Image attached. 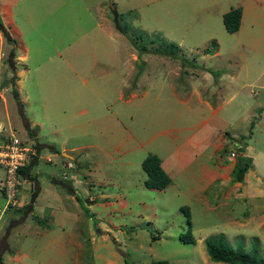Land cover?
Segmentation results:
<instances>
[{
    "label": "rangeland",
    "instance_id": "obj_1",
    "mask_svg": "<svg viewBox=\"0 0 264 264\" xmlns=\"http://www.w3.org/2000/svg\"><path fill=\"white\" fill-rule=\"evenodd\" d=\"M97 1L0 0L13 39L0 31V128L33 141L22 124H38L41 202L0 211V264H225L206 254L211 234L264 260V0ZM237 6L228 33L221 16ZM161 41L178 57L155 54ZM239 145L251 167L237 182ZM153 154L162 190L143 185ZM180 206L194 243L179 239Z\"/></svg>",
    "mask_w": 264,
    "mask_h": 264
},
{
    "label": "trees",
    "instance_id": "obj_2",
    "mask_svg": "<svg viewBox=\"0 0 264 264\" xmlns=\"http://www.w3.org/2000/svg\"><path fill=\"white\" fill-rule=\"evenodd\" d=\"M241 18V8L240 7H233L230 8L228 11L222 14L221 21L224 29L228 33L235 32L240 23ZM127 27L124 26L122 30H120L121 33L126 35V38L131 42L134 43L133 38L131 35L126 34ZM0 31L7 43H11L13 39L9 36L8 32L4 28L1 19H0ZM161 46L163 48H155L152 51L155 54H164L170 57H178L176 53L177 45L172 42H164L161 41ZM144 45L139 47L138 50L141 52L144 50ZM12 58V52L8 54V62L10 63ZM12 93L15 95V91H12ZM16 102H18L17 97H14ZM23 128L26 131V135H28L30 138L34 139V134L32 132V129L29 128L28 122H23ZM35 140V139H34ZM35 148L39 152L40 145L38 143H35ZM223 152H226V148L223 147ZM238 154H235L234 157V163L231 169L232 175L234 177V180L237 182H240L245 174V172L251 167V158L249 156L240 155L241 152L244 150V145H239L237 147ZM230 153V151H229ZM37 162V159H33L31 162H29L24 167L20 168L18 170V173L21 175V177H24L25 179L29 181L34 180V176L30 175V169L33 165H35ZM140 168L145 174V178L143 180V185L146 188L151 189H157L162 190L164 189L169 183H170V177L166 174V172L161 168L160 166V159L156 155H147L145 156L141 162H140ZM66 182V181H65ZM68 188L71 190V185L69 182ZM66 185V184H64ZM37 188L34 189V191H31L29 203L24 204L22 206V209H31V204L33 203L36 195H37ZM18 197V194H17ZM21 207L18 208V210H22ZM27 209V210H28ZM180 210L183 212L186 220V230L179 235V239L184 243H194V239L191 234L190 229V214L189 210L186 206H180ZM204 248L206 251L207 256L210 258V260L214 262H222L225 264H264V260L257 255V248L256 246L252 245L247 250H244L241 247H232L229 244L226 243L224 240V237L222 234H211L204 238ZM1 263V262H0ZM124 264H132L131 262L124 260ZM149 264H169L166 260H155L151 261Z\"/></svg>",
    "mask_w": 264,
    "mask_h": 264
},
{
    "label": "built area",
    "instance_id": "obj_3",
    "mask_svg": "<svg viewBox=\"0 0 264 264\" xmlns=\"http://www.w3.org/2000/svg\"><path fill=\"white\" fill-rule=\"evenodd\" d=\"M39 157L40 154L33 142L8 135L0 128V169L2 170L0 189L5 200V209L19 205L17 193L22 177L18 170ZM234 157L235 151H230L229 158ZM45 160L48 162L50 158L47 157ZM69 167V164L65 165L66 169ZM62 178H66L65 172L62 173Z\"/></svg>",
    "mask_w": 264,
    "mask_h": 264
},
{
    "label": "crops",
    "instance_id": "obj_4",
    "mask_svg": "<svg viewBox=\"0 0 264 264\" xmlns=\"http://www.w3.org/2000/svg\"><path fill=\"white\" fill-rule=\"evenodd\" d=\"M101 2V0H98L97 1V3H96V6L97 7H99V4L98 3H100ZM96 7V8H97ZM100 18H102L101 19V21H103V20H105V19H103V17H100ZM11 23H12V25H13V22H12V18H11ZM107 23V22H106ZM11 25V26H12ZM14 26V25H13ZM103 27V22H98V29H101ZM15 30H16V33L18 34V30H17V28H15ZM17 38H18V35H17ZM18 40H19V38H18ZM17 46V45H16ZM17 47H19V48H21L22 50H23V54L22 55H16V57H18V58H20V59H22V60H27V47L25 46V45H23V43H22V41L21 40H19V45L17 46ZM28 124H29V128L30 129H32L33 128V125H35V126H38V124H36V123H33V122H31L29 119H28ZM34 129H32V131H33ZM34 136L36 137V135L34 134ZM33 139V138H32ZM72 148H69L68 150H71ZM62 151V150H61ZM62 154H64V152L62 151L61 153H60V155H62ZM66 154V153H65ZM68 159H72V157L70 156V158H68ZM160 166H161V168L166 172V174L168 175V169L167 168H164V167H166L163 163H162V161L160 160ZM175 166H176V164H175ZM178 168H181V167H178ZM1 176H2V172H1V174H0V178H1ZM53 179H51V181H52ZM187 180V179H186ZM189 180V179H188ZM36 183L37 181H36V178H34V180L33 181H29V180H24L23 182H22V185H21V188H20V190H19V194H18V198H19V200H20V203H21V207L25 204V203H27V198H25L26 197V195H27V197L29 196V194H30V189H31V186H30V184L31 183ZM170 183H171V178H170ZM169 183V184H170ZM168 184V185H169ZM53 192V197L57 194V192H56V190H53L52 191ZM27 193V194H26ZM38 195H39V190H38V192H37V195H36V197H35V199H34V201H33V203L31 204V209H28L29 211V213H33V209L36 207L37 208V205H40L41 204V202H40V199L37 201V199H38ZM0 197H1V199L3 200V198H2V193H1V191H0ZM38 209V208H37ZM15 210V209H14ZM17 210V211H16ZM15 211L16 212H18V209H16ZM5 213V212H4ZM3 217V215L0 213V221H1V218ZM9 216H8V220H9ZM6 220V217H4V219L0 222V223H2L3 221H5Z\"/></svg>",
    "mask_w": 264,
    "mask_h": 264
},
{
    "label": "clouds",
    "instance_id": "obj_5",
    "mask_svg": "<svg viewBox=\"0 0 264 264\" xmlns=\"http://www.w3.org/2000/svg\"><path fill=\"white\" fill-rule=\"evenodd\" d=\"M28 141H31V140H29V139H27ZM33 141H31V142H33V144H34V139H32ZM35 145V144H34ZM69 158V157H68ZM37 159V158H36ZM231 159V158H230ZM234 159V158H233ZM69 160H71V159H69ZM49 162V161H48ZM72 163V162H71ZM63 168L65 167V164H63V166H62ZM70 167H71V165H70ZM69 167V168H70ZM69 168H67V169H69ZM2 172V171H1ZM21 176V175H20ZM24 180H26L24 177H22V180H21V184L18 186L19 188H18V193L17 194H19V190H20V188H21V185H22V182L24 181ZM62 180H64V181H66L67 179H65V178H62ZM71 179H70V177L68 178V180L67 181H70ZM70 182H72V181H70ZM69 182V183H70ZM0 191H1V189H0ZM2 193V192H1ZM2 198H3V194H2ZM4 199V198H3ZM17 199H18V201H19V205L18 206H15V207H10V208H4V203H3V206H2V208L0 209V211H1V213H3L5 210H8V209H18L19 207H21V205H20V200H19V198L17 197Z\"/></svg>",
    "mask_w": 264,
    "mask_h": 264
},
{
    "label": "water",
    "instance_id": "obj_6",
    "mask_svg": "<svg viewBox=\"0 0 264 264\" xmlns=\"http://www.w3.org/2000/svg\"><path fill=\"white\" fill-rule=\"evenodd\" d=\"M139 62V61H138ZM65 154V153H64ZM67 157H69L70 158V156L69 155H67V154H65Z\"/></svg>",
    "mask_w": 264,
    "mask_h": 264
}]
</instances>
